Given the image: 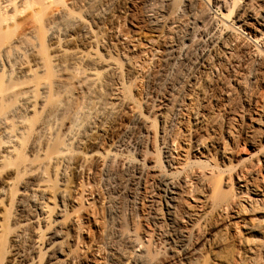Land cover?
I'll return each mask as SVG.
<instances>
[{"label": "bare ground", "instance_id": "6f19581e", "mask_svg": "<svg viewBox=\"0 0 264 264\" xmlns=\"http://www.w3.org/2000/svg\"><path fill=\"white\" fill-rule=\"evenodd\" d=\"M17 1L8 0L7 5L3 2L0 6L6 5L2 7L5 11ZM35 1L28 3L40 10L53 2ZM235 2V25L225 23L224 31L212 34L214 45L203 54L201 68L179 102L183 118L178 126L169 131V122L163 115L170 100L149 106L153 119L160 116L161 126L157 134L150 121L142 115L135 117L143 137L135 151L138 159L111 152L106 156L110 173L117 175L125 168L131 169L130 180L140 190L142 217L147 214L159 219L165 214L169 222L175 223V214L180 210L189 217L194 230L216 220H230L221 228V235L214 234V238L205 240L211 251L201 257L196 255L192 239L187 241L189 237L185 235L179 244L166 242L163 246L149 226L135 229L131 233L136 248L135 264L258 263L260 255L251 247L264 246V144L258 143L253 134L240 140L232 119L241 120V116L229 120V112L247 88L249 75L259 73L264 79V0ZM14 8L11 15L16 13ZM36 10L38 16L42 14ZM1 13L0 17L5 15ZM17 14L0 18V241L6 229V213L11 211L18 226L9 239L10 261L21 260L17 246L23 233L34 228L27 250L30 264H59L58 254L69 240L59 221L68 193L65 178L69 171L80 167L72 159L78 155L79 161L86 160L88 155L81 151L96 144L107 133L113 116L121 111L125 104L121 94L125 74L119 63L102 59L97 51L65 60L63 55L67 51L62 50L63 45L73 38L68 26L57 25L55 15L44 20L41 17L42 20H35L33 29L15 35ZM179 27L168 30L161 49L164 60L178 52L168 39ZM80 32L84 39H89L88 24H83ZM46 38L54 43V56L45 54ZM213 86L215 91L208 96L206 90ZM262 117L252 114L248 127L261 125ZM155 140L161 145L159 151L166 169L149 153ZM242 141L251 152L234 157L233 148ZM45 147L46 164L61 182L53 191L46 183L38 182L45 163L27 156L41 153ZM247 193L252 196H243ZM47 196L59 203L55 212L46 203L50 201ZM41 224L46 230H35ZM232 244H239L241 249H230ZM44 246L47 259L42 262L38 258ZM158 256L163 261L156 260ZM116 259L112 257L114 264H120Z\"/></svg>", "mask_w": 264, "mask_h": 264}, {"label": "rangeland", "instance_id": "374dc122", "mask_svg": "<svg viewBox=\"0 0 264 264\" xmlns=\"http://www.w3.org/2000/svg\"><path fill=\"white\" fill-rule=\"evenodd\" d=\"M5 1L0 0V4L4 2L7 5L8 0ZM24 1L27 4L32 2V0H28L29 3L27 0H18L17 5L15 1L13 3L15 8L13 5L10 9L7 7L9 11L7 8H4L5 11L2 9L4 5L0 6L1 12L5 14L3 16L15 12L12 11L13 8L16 10L14 14L19 12L17 14L19 16L15 17L16 21L14 20V23L18 22L17 27L19 26L18 29L15 27L16 31L14 28L15 35L24 34L33 29L35 20H42V18L44 20L48 16L55 15L57 25L68 26L69 36L73 38L71 42L63 45L62 50L67 51V54L63 55L65 60L73 55L97 51L102 59L119 63L125 74L121 86L125 104L121 111L111 119L107 126V133L96 144L81 151L88 155L86 160L79 161L78 155L72 159L71 162L79 164L80 167L76 171H69L65 178L64 184L68 193L65 211L59 221L64 225L62 230L69 240L61 249L63 255L58 254L59 264H114L113 256L120 264H135L136 248L131 233L135 229L136 231L139 228L143 229L145 225L155 230L163 246L173 242V244H179L184 240L185 235L189 237L187 241L192 239L190 241L198 257L207 255L211 250L205 240L214 238V234L221 235L223 232L221 228H224V224L230 219H224L223 222L216 220L201 229L199 227L194 230L189 225V217L180 210L175 214V223L166 219L164 211H161L164 214V217H160L161 219H155L154 216H147V214L142 217L140 190L133 180H130L133 175L131 169L125 168L117 175L110 173L106 165V156L111 152L126 155L125 157L129 159H138L135 151L143 137L135 125V117L142 115L150 121L157 134L161 126L160 116L153 119L149 106L153 108L162 101L170 100V107L168 106L169 109L167 108L163 115L167 123L169 122V131L172 127L178 126L180 119L183 118L179 104L183 96L189 92L190 84L201 68L203 54L214 45L212 34L224 31L225 23L235 25L237 13L235 1L237 0H53L50 4L43 5L44 9L41 7V10L32 8L33 3L29 4L31 8H28ZM243 1L238 0V4ZM19 3L24 5L21 6ZM36 9L39 11L43 9L42 14L38 11L40 14L38 16ZM94 10L96 11L92 13ZM229 10L232 11L231 14ZM222 16H225V19ZM70 20L72 22H69ZM85 23L89 25L91 31L88 40L84 39L80 32L81 26ZM175 25H180L178 32L168 40L178 52L173 55L174 58L173 56L168 60L165 58V61L164 57L161 58L162 44L168 35V30ZM53 48L54 43L46 38L44 40L45 54L54 56L56 51ZM247 83V88L245 87L240 93L242 97L238 95L240 98L235 102L236 105L230 108L229 120L241 116V120L243 119L245 123L232 119L233 124H236L234 126L237 128V134L241 137L240 140L247 138L248 134H253L258 140L256 141L263 145L264 79L259 73H253L252 76L247 77ZM207 90V95H212L215 86ZM254 113L263 117L259 121L261 125L255 124L254 128H251L248 127L249 117H252ZM156 140L157 144L159 141ZM155 142L154 147L149 149V153L153 159H156L158 165L164 168L159 151L161 145L160 143L156 145ZM233 149L236 155L234 157L245 156L247 152H251V148L244 145L243 141ZM47 153L48 149L45 147L41 153L27 154V156L45 163L40 170L38 182L46 183L53 191L60 187L61 182L54 175L53 169L46 164ZM243 196L249 198L252 194L247 193ZM47 197L50 201L46 203L55 212L60 206L59 203ZM112 198L115 201H111ZM8 212L5 217L6 229L0 241V264H30L27 250L34 236V228H29L23 233L21 244L17 246L16 252L21 256V260L10 261L12 256L9 239L16 232L18 225H15L12 212ZM35 230L44 231L46 226L38 225ZM236 246L237 244L230 249L234 247L241 249L239 244L238 247ZM257 247L261 248L260 251ZM263 247L260 245L251 247L253 252L256 254L258 252L257 255H260L257 264H264ZM41 251L38 259L44 262L47 259L45 246ZM163 259L160 256L156 258L161 261Z\"/></svg>", "mask_w": 264, "mask_h": 264}]
</instances>
